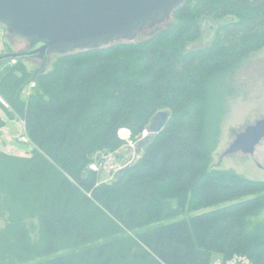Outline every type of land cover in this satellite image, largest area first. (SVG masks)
<instances>
[{"label":"trees","instance_id":"1","mask_svg":"<svg viewBox=\"0 0 264 264\" xmlns=\"http://www.w3.org/2000/svg\"><path fill=\"white\" fill-rule=\"evenodd\" d=\"M172 13L177 23L153 38L62 54L33 82L21 59L0 64V97L32 147L26 156L0 151V264H210L233 255L264 264V229H248L264 209V183L208 170L198 136L203 84L264 47V0H186ZM206 25L209 44L191 48ZM162 110L163 129L101 183L90 166L122 147L118 131L136 139Z\"/></svg>","mask_w":264,"mask_h":264},{"label":"rangeland","instance_id":"2","mask_svg":"<svg viewBox=\"0 0 264 264\" xmlns=\"http://www.w3.org/2000/svg\"><path fill=\"white\" fill-rule=\"evenodd\" d=\"M197 0H191L192 4ZM177 23L173 13L163 22L139 32L133 40H117L102 49L118 45L140 44L155 37L160 32L169 29ZM218 24L212 22L210 24ZM221 23V22H220ZM210 27V26H209ZM205 26L200 41L191 48H203L211 40V28ZM29 41L7 32L5 25L0 23V56L7 53H16L26 50ZM62 55L49 56L46 72L51 70L52 64ZM22 68L30 76L40 65L39 59H26L19 61ZM18 61H9L1 67V71L16 66ZM26 92L30 93L34 83H27ZM26 94H23V99ZM10 113L11 115H8ZM264 117V47L248 53L231 67L214 73L203 84L200 90V130L199 143L209 147L210 162L208 170L224 172L234 177L264 183V139L256 146L254 153L245 155L235 153L224 156L225 150L234 139V134L241 132L246 126L252 125L256 120ZM124 138L122 147L107 156L101 166L97 167L101 183L113 180L118 168L125 161L136 158L133 151L137 145V138L132 139L127 129H121ZM120 131V130H119ZM145 130L142 132L144 133ZM25 136L23 123L15 112H12L5 101H0V151L12 156H26L31 152L29 142L22 143ZM129 148L132 152H128ZM201 156H199V160ZM1 199V198H0ZM1 204V201H0ZM216 207L203 209L199 213L213 210ZM6 214L0 210V230L4 227ZM36 225L35 221L28 226ZM255 227L264 229V209L249 222L248 229ZM30 237L36 238V233L31 232ZM32 262L29 264H35Z\"/></svg>","mask_w":264,"mask_h":264},{"label":"water","instance_id":"3","mask_svg":"<svg viewBox=\"0 0 264 264\" xmlns=\"http://www.w3.org/2000/svg\"><path fill=\"white\" fill-rule=\"evenodd\" d=\"M186 0H0V23L11 35L29 41L21 52L0 56V64L17 59H39L36 75L45 72L49 56L102 49L117 40H133L136 35L163 22ZM170 112L162 110L150 119L137 138L133 157L166 125ZM264 139V117L234 134L224 156L251 155ZM128 152H132L131 149ZM106 156V155H105ZM102 158L99 163H102ZM121 164L117 175L131 163Z\"/></svg>","mask_w":264,"mask_h":264},{"label":"built area","instance_id":"4","mask_svg":"<svg viewBox=\"0 0 264 264\" xmlns=\"http://www.w3.org/2000/svg\"><path fill=\"white\" fill-rule=\"evenodd\" d=\"M0 101H1V97H0ZM122 132H123L122 130L118 131V136L121 140L124 138V136L122 137V134H121ZM21 142L27 143L28 142L27 137L22 136ZM119 168H118V170H119ZM90 169L97 170V167L95 165H91ZM210 264H252V262L245 256L233 255L231 258H229L227 260H224L221 257H215L211 260Z\"/></svg>","mask_w":264,"mask_h":264},{"label":"bare ground","instance_id":"5","mask_svg":"<svg viewBox=\"0 0 264 264\" xmlns=\"http://www.w3.org/2000/svg\"><path fill=\"white\" fill-rule=\"evenodd\" d=\"M123 137V136H122Z\"/></svg>","mask_w":264,"mask_h":264}]
</instances>
